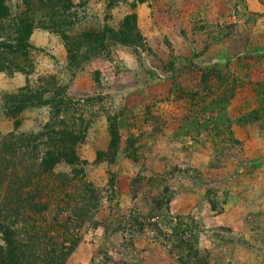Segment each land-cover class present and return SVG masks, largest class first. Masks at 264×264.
<instances>
[{
  "label": "rangeland",
  "instance_id": "obj_1",
  "mask_svg": "<svg viewBox=\"0 0 264 264\" xmlns=\"http://www.w3.org/2000/svg\"><path fill=\"white\" fill-rule=\"evenodd\" d=\"M29 1L5 0L35 22L29 74L0 72V224L18 245L61 264H264V0ZM131 13L135 45L88 48ZM25 87L48 104L11 114ZM47 129L78 161L39 177L19 138Z\"/></svg>",
  "mask_w": 264,
  "mask_h": 264
},
{
  "label": "trees",
  "instance_id": "obj_2",
  "mask_svg": "<svg viewBox=\"0 0 264 264\" xmlns=\"http://www.w3.org/2000/svg\"><path fill=\"white\" fill-rule=\"evenodd\" d=\"M27 1L29 2L27 5H31L32 7L30 1ZM111 2H115V0H111ZM29 12L30 9L11 15L10 12L6 10L5 0H0V72H20L24 75L29 74L28 67L31 61L29 57L30 50L34 49L29 42V38L35 28L34 19L28 16L30 15ZM135 22L136 15L135 13H131L124 18L118 29L104 26L103 29L96 33H86V43H92L93 40L91 38L93 37L96 42H94L95 44L100 41L108 40L111 43L124 46L135 45L140 39ZM103 43L100 46L103 47ZM88 48L92 49L91 44ZM29 92L30 88L25 87L22 88L17 95L11 98L10 102L14 105V110H11V114L27 109L28 107L39 108L48 104L47 102L44 103L43 100H39L34 98V96L29 95ZM14 124L15 128L18 127L19 121L16 120ZM52 132L47 129L45 133L32 134L19 138V143L23 142V144L20 145L18 149L23 148L24 150L28 148L29 153H32L31 155L35 159V166L37 172H39V174H37L39 177L43 173H51L53 168L61 162L68 165H76L78 161L73 149L77 139L73 134L66 131ZM56 133L61 136L60 139L45 142L47 143V146L45 147L46 150L43 152L42 156L38 157V155H33V153H37L35 151L38 150L40 145H46L43 143L44 139H47L50 134L56 135ZM10 138L15 139L16 136L12 135ZM37 141H40L38 143L39 146H32V144H35ZM117 144L118 133L113 127V129L110 130L108 152L115 150ZM50 148L52 149L49 150ZM105 154V152H97L96 159H100ZM26 155H28V153H26ZM0 234L3 235L4 240L7 241L6 251L3 250V248L0 249V264H39L38 262L44 264H61L55 248L48 249L44 247L39 253H33V250L31 249L27 251L22 246L18 245L21 241L18 242V240H14V235L7 225L0 224ZM182 245H184L183 242H180L177 249H181ZM37 255L38 257H36Z\"/></svg>",
  "mask_w": 264,
  "mask_h": 264
}]
</instances>
